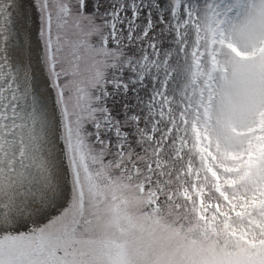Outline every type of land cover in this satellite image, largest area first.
I'll use <instances>...</instances> for the list:
<instances>
[{
  "label": "snow or ice",
  "instance_id": "snow-or-ice-1",
  "mask_svg": "<svg viewBox=\"0 0 264 264\" xmlns=\"http://www.w3.org/2000/svg\"><path fill=\"white\" fill-rule=\"evenodd\" d=\"M0 264H264V0H0Z\"/></svg>",
  "mask_w": 264,
  "mask_h": 264
},
{
  "label": "water",
  "instance_id": "water-1",
  "mask_svg": "<svg viewBox=\"0 0 264 264\" xmlns=\"http://www.w3.org/2000/svg\"><path fill=\"white\" fill-rule=\"evenodd\" d=\"M39 86H42V85H38V87H39Z\"/></svg>",
  "mask_w": 264,
  "mask_h": 264
}]
</instances>
